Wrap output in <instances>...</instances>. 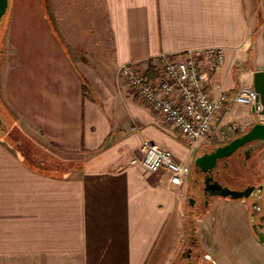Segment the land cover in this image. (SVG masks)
Masks as SVG:
<instances>
[{
    "label": "crops",
    "instance_id": "crops-1",
    "mask_svg": "<svg viewBox=\"0 0 264 264\" xmlns=\"http://www.w3.org/2000/svg\"><path fill=\"white\" fill-rule=\"evenodd\" d=\"M209 47L225 50L209 78L214 96L254 87L264 71V0H10L0 28L9 115L0 131V264H177L195 158L258 115L230 99L213 134L191 148L134 95L121 67L135 63L153 77L161 53ZM146 141L191 166L183 185L144 166ZM257 172L264 181V153ZM235 202L249 220V201ZM255 242L251 233L247 245ZM232 245L230 264H256Z\"/></svg>",
    "mask_w": 264,
    "mask_h": 264
},
{
    "label": "built area",
    "instance_id": "built-area-1",
    "mask_svg": "<svg viewBox=\"0 0 264 264\" xmlns=\"http://www.w3.org/2000/svg\"><path fill=\"white\" fill-rule=\"evenodd\" d=\"M224 61L225 50L221 47L188 50L176 55L161 53L156 59L155 76L143 73L131 62L121 67V75L134 95L163 118L165 127L176 129L193 148L213 134L228 100L252 107L258 117L262 109L260 95L252 85H241L231 97L224 91L213 95L209 78ZM231 128L239 132L236 125ZM140 149L144 166L152 171L164 169L172 184H184L191 172L190 165L154 142H143Z\"/></svg>",
    "mask_w": 264,
    "mask_h": 264
},
{
    "label": "rangeland",
    "instance_id": "rangeland-1",
    "mask_svg": "<svg viewBox=\"0 0 264 264\" xmlns=\"http://www.w3.org/2000/svg\"><path fill=\"white\" fill-rule=\"evenodd\" d=\"M3 110L5 111V104L0 98V112L4 117H7L6 119H9V115ZM263 153L264 146L256 151V154H259L260 157ZM251 171L242 169V172L239 173L235 170L236 177L233 179L226 178L223 184L231 188H238L239 185L243 183L250 181L255 182L257 180L255 178L256 175H253ZM237 175L242 177L237 178ZM193 189L194 192H198V195H200L199 189L201 188L199 184ZM191 191L192 190L189 189V196ZM198 195L196 196L197 205L202 202V198ZM235 201L237 200L229 197L213 196L208 208L209 213L193 215H190V210H192L194 206L190 205L188 202L186 217L182 223L180 250L183 251L184 247H187L189 231L196 230L195 233L198 237L199 247L202 249V256L197 260L199 264H230V260L235 262V254H233L230 249L233 247L232 244H239L241 249L238 250V253H240V255H244V250L247 249L248 254L246 253V256L251 255L256 264H264V243L258 240L260 244L255 242L253 245H247L249 236L253 232L249 220L242 215L244 209L236 206ZM211 218L212 221H210ZM244 246L245 249L242 248ZM225 251L230 255L231 259H226L224 255ZM207 254L211 256L210 260L205 258ZM181 262L182 258L180 254L177 264H181ZM244 262V258H242L241 263L245 264Z\"/></svg>",
    "mask_w": 264,
    "mask_h": 264
},
{
    "label": "flooded vegetation",
    "instance_id": "flooded-vegetation-1",
    "mask_svg": "<svg viewBox=\"0 0 264 264\" xmlns=\"http://www.w3.org/2000/svg\"><path fill=\"white\" fill-rule=\"evenodd\" d=\"M215 145L207 147L204 151H212ZM254 150L250 157L247 158L244 148L237 150L233 155L228 158L222 159L218 162V166L214 169V179L219 180L222 184L226 181V178H235V170L239 173L242 172V169H246L247 171H251L254 174L258 173V167L260 165V155L256 154ZM205 173L199 172L194 169V178L191 180V193L188 199L190 205L194 206L192 210H190V215L193 214H206L209 213V205L210 200L213 196H220L211 194L215 192V189H212L213 181H210V186H207L205 183ZM241 176L237 175V178ZM200 185L199 192H194L193 188L196 185ZM249 185H255L256 189L253 190L251 195L246 199L250 204V213H249V222L252 230V234L258 239L257 234L254 229V225H256L257 230L264 231V220L261 219L264 216V198L260 199L259 195V187L262 186V193L264 195V181L256 180L255 182H246L239 185L238 189H245ZM200 196L202 198V202L197 205L196 196ZM255 202H260L259 209H254L253 204ZM196 206V207H195ZM196 230H190L188 233L187 247H184L181 252L182 262L181 264H199L197 260L202 256V249L199 247L198 237L196 235ZM206 258H209L208 255H205Z\"/></svg>",
    "mask_w": 264,
    "mask_h": 264
},
{
    "label": "water",
    "instance_id": "water-1",
    "mask_svg": "<svg viewBox=\"0 0 264 264\" xmlns=\"http://www.w3.org/2000/svg\"><path fill=\"white\" fill-rule=\"evenodd\" d=\"M9 5L10 0H0V28L2 26L3 19L8 12ZM254 88L260 95V102L262 106L258 117V122H256L247 131L232 137L226 143L215 145L212 151H204L194 160V169L206 174V185L210 186L209 182L213 181L212 189H215L216 191L212 192L211 194L229 197L236 200L245 198L247 199L253 190L256 189L255 185H249L245 189L231 188L222 184L219 180L214 179L213 176L214 169L218 166V162L220 160L230 157L241 148H244L246 157L249 158L250 154L254 150L264 146V71H258L255 73ZM7 129V123L0 115V131ZM259 192V198L263 199L264 195L262 193V186L259 187ZM253 207L256 210L259 209L260 202H255ZM261 219L264 220V216ZM253 227L257 234L258 240L261 243H264V231L257 230L256 225Z\"/></svg>",
    "mask_w": 264,
    "mask_h": 264
},
{
    "label": "trees",
    "instance_id": "trees-1",
    "mask_svg": "<svg viewBox=\"0 0 264 264\" xmlns=\"http://www.w3.org/2000/svg\"><path fill=\"white\" fill-rule=\"evenodd\" d=\"M9 8H10V5H9ZM9 8H8V10H9ZM2 25H3V23H2ZM0 115H1V112H0ZM2 116V115H1ZM2 118H3V120L6 122V123H9L5 118H4V116H2Z\"/></svg>",
    "mask_w": 264,
    "mask_h": 264
}]
</instances>
